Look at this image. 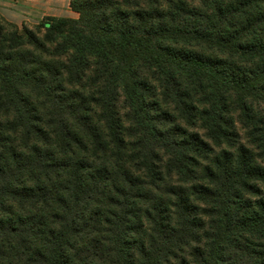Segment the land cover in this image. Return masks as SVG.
<instances>
[{"label":"trees","instance_id":"trees-1","mask_svg":"<svg viewBox=\"0 0 264 264\" xmlns=\"http://www.w3.org/2000/svg\"><path fill=\"white\" fill-rule=\"evenodd\" d=\"M0 15V264H264V0H70Z\"/></svg>","mask_w":264,"mask_h":264},{"label":"crops","instance_id":"crops-1","mask_svg":"<svg viewBox=\"0 0 264 264\" xmlns=\"http://www.w3.org/2000/svg\"><path fill=\"white\" fill-rule=\"evenodd\" d=\"M69 4L70 0H0V15L16 25L37 24L44 17L76 18Z\"/></svg>","mask_w":264,"mask_h":264},{"label":"rangeland","instance_id":"rangeland-1","mask_svg":"<svg viewBox=\"0 0 264 264\" xmlns=\"http://www.w3.org/2000/svg\"><path fill=\"white\" fill-rule=\"evenodd\" d=\"M22 24H25L26 26H28V27H30V26H32L33 24H31V23H26V22H23ZM22 24H20V25H17L18 27H21V25Z\"/></svg>","mask_w":264,"mask_h":264}]
</instances>
